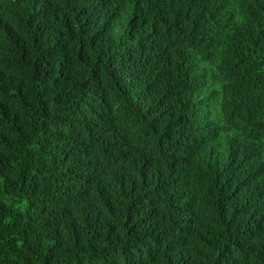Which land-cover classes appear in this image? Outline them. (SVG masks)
I'll return each mask as SVG.
<instances>
[{
  "label": "trees",
  "instance_id": "1",
  "mask_svg": "<svg viewBox=\"0 0 264 264\" xmlns=\"http://www.w3.org/2000/svg\"><path fill=\"white\" fill-rule=\"evenodd\" d=\"M0 264H264V0H0Z\"/></svg>",
  "mask_w": 264,
  "mask_h": 264
}]
</instances>
